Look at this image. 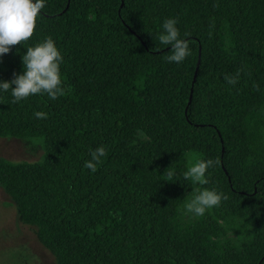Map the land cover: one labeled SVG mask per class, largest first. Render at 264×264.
Returning <instances> with one entry per match:
<instances>
[{
    "label": "trees",
    "instance_id": "16d2710c",
    "mask_svg": "<svg viewBox=\"0 0 264 264\" xmlns=\"http://www.w3.org/2000/svg\"><path fill=\"white\" fill-rule=\"evenodd\" d=\"M166 18L190 48L180 64L154 39ZM46 37L64 94H0V137L43 149L0 157V184L55 264H264V0H46L33 35L0 57V80ZM209 158L207 184L184 180ZM203 188L228 199L185 215Z\"/></svg>",
    "mask_w": 264,
    "mask_h": 264
},
{
    "label": "clouds",
    "instance_id": "9594fccd",
    "mask_svg": "<svg viewBox=\"0 0 264 264\" xmlns=\"http://www.w3.org/2000/svg\"><path fill=\"white\" fill-rule=\"evenodd\" d=\"M45 4L46 0H0V56L8 53L11 46L22 44L33 35L36 19ZM177 24L175 18H166L161 25V31L154 39L162 45L171 46L170 54L165 58L167 62L180 64L190 55V48L185 37L181 36ZM62 63L63 55L56 42L53 38L46 37L34 46L26 48L22 55V72L14 74L11 80H0V94L10 92L12 103H19L40 94H47L49 99L56 100L64 94ZM238 76L239 72L236 76L226 74L225 80L228 84H235ZM47 115L43 111L34 113L37 119H46ZM105 154L103 146L96 147L83 167L96 172L97 165ZM214 165L215 161L211 158L197 160L186 168L183 178L194 185H205L208 182L206 173ZM168 174L172 175L171 172ZM227 199V195L214 188L193 190L192 197L183 204V213L201 217Z\"/></svg>",
    "mask_w": 264,
    "mask_h": 264
},
{
    "label": "rangeland",
    "instance_id": "374dc122",
    "mask_svg": "<svg viewBox=\"0 0 264 264\" xmlns=\"http://www.w3.org/2000/svg\"><path fill=\"white\" fill-rule=\"evenodd\" d=\"M42 153L37 141L0 137L1 158L34 162ZM55 263L53 253L39 241L36 227L19 220L15 203L0 184V264Z\"/></svg>",
    "mask_w": 264,
    "mask_h": 264
}]
</instances>
